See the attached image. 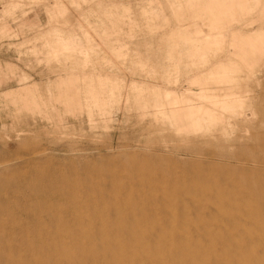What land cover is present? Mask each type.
I'll list each match as a JSON object with an SVG mask.
<instances>
[{
    "label": "rangeland",
    "instance_id": "1",
    "mask_svg": "<svg viewBox=\"0 0 264 264\" xmlns=\"http://www.w3.org/2000/svg\"><path fill=\"white\" fill-rule=\"evenodd\" d=\"M0 264H264V0H0Z\"/></svg>",
    "mask_w": 264,
    "mask_h": 264
},
{
    "label": "crops",
    "instance_id": "2",
    "mask_svg": "<svg viewBox=\"0 0 264 264\" xmlns=\"http://www.w3.org/2000/svg\"><path fill=\"white\" fill-rule=\"evenodd\" d=\"M66 80L62 82L61 84H64L66 88L64 89V93L60 95V99L64 101L65 106L69 112H73L76 108L77 104V97L76 92L67 91L68 87L69 90H71V83ZM10 95H16L18 98L23 99L24 107L27 109H32L38 107V103L36 101V98L33 96L32 91L28 87H24L19 89L16 93H12Z\"/></svg>",
    "mask_w": 264,
    "mask_h": 264
}]
</instances>
